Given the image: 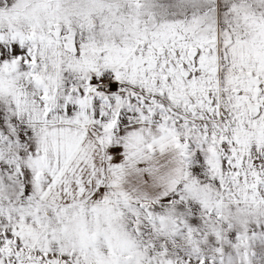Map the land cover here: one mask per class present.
Listing matches in <instances>:
<instances>
[{
  "label": "snow or ice",
  "instance_id": "1",
  "mask_svg": "<svg viewBox=\"0 0 264 264\" xmlns=\"http://www.w3.org/2000/svg\"><path fill=\"white\" fill-rule=\"evenodd\" d=\"M0 264H264V0H0Z\"/></svg>",
  "mask_w": 264,
  "mask_h": 264
}]
</instances>
